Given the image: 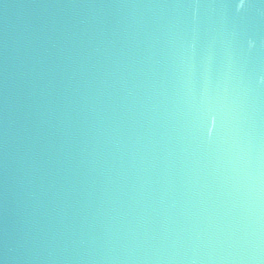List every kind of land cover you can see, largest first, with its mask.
<instances>
[{"label":"water","instance_id":"water-1","mask_svg":"<svg viewBox=\"0 0 264 264\" xmlns=\"http://www.w3.org/2000/svg\"><path fill=\"white\" fill-rule=\"evenodd\" d=\"M0 264H264V0H0Z\"/></svg>","mask_w":264,"mask_h":264}]
</instances>
